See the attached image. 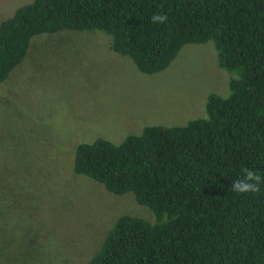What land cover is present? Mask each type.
<instances>
[{
	"label": "trees",
	"instance_id": "1",
	"mask_svg": "<svg viewBox=\"0 0 264 264\" xmlns=\"http://www.w3.org/2000/svg\"><path fill=\"white\" fill-rule=\"evenodd\" d=\"M62 31L107 34L146 75L213 41L235 75L228 97L208 96L206 118L78 145L76 174L134 194L157 219L119 217L88 264H264V183L231 191L242 169L264 177V0H33L0 25V86L34 37Z\"/></svg>",
	"mask_w": 264,
	"mask_h": 264
},
{
	"label": "rangeland",
	"instance_id": "2",
	"mask_svg": "<svg viewBox=\"0 0 264 264\" xmlns=\"http://www.w3.org/2000/svg\"><path fill=\"white\" fill-rule=\"evenodd\" d=\"M32 1L0 0V25ZM111 44L100 31L36 36L0 86V264H88L119 217L155 224L134 194L74 172L78 145L185 126L206 118L210 94H230L235 75L213 41L186 45L153 75Z\"/></svg>",
	"mask_w": 264,
	"mask_h": 264
},
{
	"label": "clouds",
	"instance_id": "3",
	"mask_svg": "<svg viewBox=\"0 0 264 264\" xmlns=\"http://www.w3.org/2000/svg\"><path fill=\"white\" fill-rule=\"evenodd\" d=\"M168 17L161 13H153L151 16L152 23H164ZM243 176L232 181L231 191L236 194L256 193L260 191V185L264 183V177L253 170L242 169Z\"/></svg>",
	"mask_w": 264,
	"mask_h": 264
}]
</instances>
